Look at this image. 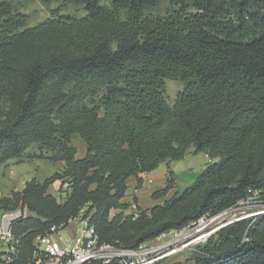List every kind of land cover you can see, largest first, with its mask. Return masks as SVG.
<instances>
[{
  "label": "trees",
  "instance_id": "1",
  "mask_svg": "<svg viewBox=\"0 0 264 264\" xmlns=\"http://www.w3.org/2000/svg\"><path fill=\"white\" fill-rule=\"evenodd\" d=\"M44 1L83 6L85 15L53 12L27 27L0 2V166L24 156L61 163L26 182L2 212L27 211L13 228L19 264L38 236L78 217L101 242L136 249L221 213L248 190L264 200V0ZM162 1L164 15L146 14ZM167 81L182 86L172 104ZM190 148L209 160L191 186L123 213L128 179L139 190L142 175L169 170ZM167 174L153 200L174 189ZM172 264H264V215L227 225Z\"/></svg>",
  "mask_w": 264,
  "mask_h": 264
},
{
  "label": "built area",
  "instance_id": "2",
  "mask_svg": "<svg viewBox=\"0 0 264 264\" xmlns=\"http://www.w3.org/2000/svg\"><path fill=\"white\" fill-rule=\"evenodd\" d=\"M248 196L215 216L205 215L180 230L164 233L136 249H123L101 242L88 220L80 217L75 235H65L61 228L38 236L27 264H160L175 255L204 243L220 229L234 222L264 215V200L248 190ZM21 204L13 211L0 214V264H19V241L14 237L16 223L25 219Z\"/></svg>",
  "mask_w": 264,
  "mask_h": 264
},
{
  "label": "rangeland",
  "instance_id": "3",
  "mask_svg": "<svg viewBox=\"0 0 264 264\" xmlns=\"http://www.w3.org/2000/svg\"><path fill=\"white\" fill-rule=\"evenodd\" d=\"M0 2H6L11 5L15 14L25 15L27 17V27H33L47 18H49L53 12H57L58 15H71L76 17H83L85 15L83 6L72 5V4H64L60 2H46L44 0H0ZM102 6H109V1L105 0L100 3ZM169 8V4L167 1L160 2L155 8L146 10V14L149 15H164ZM121 18H124V14L121 13ZM182 86L177 82L167 81L166 82V97L169 103H173L176 95L181 91ZM73 145L76 147L78 151V157L83 156L84 148L81 142L77 139H73ZM193 149L190 148L188 150V154L185 155L183 160L177 163V168L174 167L167 170L166 167V177L164 182L161 184L152 185L149 183V179H146L145 189L147 192L159 191L164 189L167 181L169 180L168 171L173 173L174 178V189H172L164 198L159 200H153V193L150 196L152 200L151 207L155 205H162V203L171 197L174 196L175 193H180L185 190L187 187L191 186L195 181V178L198 174H200L205 166L208 164V158H204V154H194L189 153ZM27 155L37 154V152L33 149L28 150ZM207 162V163H206ZM174 170H177L174 174ZM61 170L60 162H52L48 160H40V159H31L26 156L23 157L22 162L12 161L8 162L4 165L0 166V213L7 209L15 208V200L12 198V194L20 193L22 191V185L19 177H23L25 180L27 179V171L29 173V179L31 176L38 181H43L48 178L51 174L56 171ZM14 175L13 178L10 175ZM177 181H176V176ZM32 178V177H31ZM24 184V183H23ZM55 185H58L57 183ZM60 185V184H59ZM24 186V185H23ZM148 187V188H147ZM54 190L59 191V189H50V192ZM55 192V191H54ZM6 200H10V203H5ZM4 201V202H3ZM150 202V201H149ZM148 203V202H147ZM149 204H142L141 210H148L147 208ZM150 207V208H151ZM72 226V225H70ZM65 233V232H64ZM199 245V244H197ZM196 245V246H197ZM192 247L190 250L184 251L172 257L171 259L162 262L160 264H172L174 262H179L187 259L192 250L195 247Z\"/></svg>",
  "mask_w": 264,
  "mask_h": 264
},
{
  "label": "crops",
  "instance_id": "4",
  "mask_svg": "<svg viewBox=\"0 0 264 264\" xmlns=\"http://www.w3.org/2000/svg\"><path fill=\"white\" fill-rule=\"evenodd\" d=\"M189 153H194V152L192 150V151H189ZM187 154H188V151H187L186 155ZM204 158L207 159V157L205 155H204ZM10 162H12V161H10ZM178 162L171 163L169 165V167L173 168L175 166L177 168V163ZM175 167H174V169H175ZM174 169H173V172L175 174L177 170H174ZM145 175L147 176L146 179H149L148 181L152 185L159 184V183L162 184L164 182L165 177H166V165H164V164L160 165L157 170H155L153 172H150L148 174H145ZM145 175L141 176L143 182H142V187L139 190L136 189L137 182H136V180L134 178H130V179L127 180L126 194H125V197L121 200V202L123 204L128 206V208L125 211H123L124 214H126V215H136L138 213L137 210L141 208L142 204H146V205L149 204V206L147 208L151 207L152 200L150 199V196L152 195L153 192L152 191H150V192L148 191L147 192L146 190H144L145 186H146L145 185L146 184V179L144 178ZM10 176L13 178L14 175L11 174ZM31 177L34 178L33 176H31ZM31 177L29 179L28 171H27V179L26 180L23 177H19L20 180H22V182H21L22 188L21 189L24 188L23 185H25L26 182H28L29 180L32 179ZM175 178H176V181H177V176ZM55 184H53L48 190V193L50 195H53V196H57L58 192H57V190H54L55 192L54 191L50 192V189H51V191H52V189H59V186H60L59 182H57L58 185H55ZM161 187H163V185L160 186V189H161ZM134 200H136V203L134 202ZM117 212H119V211H112L111 213H112V215H114ZM70 225H72V226H70ZM76 230H77V224L76 223H70L65 229H63V232H65V235L71 237V236L75 235Z\"/></svg>",
  "mask_w": 264,
  "mask_h": 264
}]
</instances>
